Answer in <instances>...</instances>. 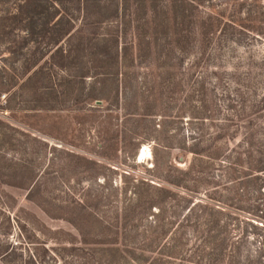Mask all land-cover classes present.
<instances>
[{
    "label": "rangeland",
    "instance_id": "obj_1",
    "mask_svg": "<svg viewBox=\"0 0 264 264\" xmlns=\"http://www.w3.org/2000/svg\"><path fill=\"white\" fill-rule=\"evenodd\" d=\"M126 1L119 0L114 13L115 0L87 11L73 0L74 36L58 44L25 45L23 27L15 29V44L11 36L0 37V252L15 247V263L30 255L40 264L205 263L197 257L203 256L200 223L178 208L157 217L147 186L137 185L158 184L168 160L186 169L193 159L200 191L194 202L222 187L220 179L243 176L247 182L259 174L238 185L232 205L242 210L233 211V227L246 218L261 224L252 214L264 205V171L255 169L264 159V0H205L197 10L161 0L170 2L172 18L162 12L150 18V3ZM223 11L241 26L228 27L220 43L212 39L205 58L195 59L202 46L197 14ZM61 55L79 61L51 68L57 90L66 72H78L80 60L89 57L118 56L121 72L76 80L74 93L44 109L32 102L34 86L27 79L33 70L17 58L54 57L58 65ZM81 89L107 101H85ZM179 110L185 121L176 118ZM142 113L153 117L140 121L135 115ZM164 113L170 116L162 118ZM182 141L191 143L192 153L157 147ZM144 147L149 155L140 160ZM209 154L216 161L202 158ZM237 232L231 230V240ZM54 253L60 260L52 263Z\"/></svg>",
    "mask_w": 264,
    "mask_h": 264
},
{
    "label": "trees",
    "instance_id": "obj_2",
    "mask_svg": "<svg viewBox=\"0 0 264 264\" xmlns=\"http://www.w3.org/2000/svg\"><path fill=\"white\" fill-rule=\"evenodd\" d=\"M72 1L73 0H14L12 2V0H0V7H2V14L0 15V37L11 36L13 38L14 36L15 38V29L23 27L27 33L24 41L25 45L30 41L40 43L42 40H49V43L58 44L62 40L70 39L72 38L71 36H74V32L72 31L75 24V18L70 15V4ZM78 1L86 11L90 10V7H100V3L102 2V0H93V2H91V0ZM115 1V10L114 8L112 10L114 13H118L120 4L119 0ZM121 1L127 2L126 0ZM144 1L150 3L151 6V9L149 8L148 17L152 13L150 18H156V16L162 12L163 15L172 18L169 7V1L171 0L166 1L163 5L159 4L161 0H137L140 5H143ZM179 1L193 6L195 10L205 6V0ZM11 2L14 6L10 5ZM111 4L114 6V3ZM209 8L212 9L210 10L212 12H218L215 10L214 4H211ZM186 13L182 12V17L187 16ZM214 15L207 14L203 16L197 14L199 26L196 27V35L201 38L202 46L199 48L195 59L205 58L209 46L212 42H215L212 39L217 38L216 42L220 43L228 27L235 29V27L241 26L235 20L227 19L224 11ZM189 17L191 16L189 15ZM178 32L181 35L179 29ZM14 38L12 43L15 44ZM181 38V43L184 42L188 45L187 43L189 40L182 35ZM113 46L117 47V49L119 48L117 40L113 43ZM108 48L107 46L105 50L108 51ZM180 48H182L181 51H183L182 44H180ZM53 58L54 57L48 59L37 58L35 56L31 58H17L18 62H20V66L23 65L26 70H33L32 72H28L30 74L27 79V81L34 86L32 102L37 105H42L44 109H53L54 105H56L54 102L57 101L58 98L74 93L76 85H78L76 80H80V84H84L88 77H108L110 74H113L112 71L115 73L121 72V70H119L121 65L118 56L109 57L97 55L91 58L89 57L80 60L82 68L78 70V72H66L60 89L57 90L56 88L58 86L56 84L52 85L53 71L51 68L56 66L64 68L67 66H75L79 61V57H65L61 55L62 60H60L58 65L52 63ZM93 70L97 71L96 74L93 73ZM105 81L106 79L102 82L105 83ZM39 83H41V85H39ZM95 83L101 84V81L96 80ZM84 92L85 90L83 89L82 91L81 89L80 96H85V101H107V99L102 98V96L98 98L94 93L89 94L87 92L88 94H84ZM151 115L152 114L149 113H142L139 116L136 114L135 117L139 118L140 121H145L147 120V116L153 117ZM160 116L162 118H168L170 115L164 113L160 114ZM176 118L184 120L181 110H179ZM168 138L169 136H166L164 139L167 141ZM205 142H207V140H205ZM193 143L194 141L192 144ZM201 143H203V140H201L199 144ZM180 145L181 146H176L175 144H170V142H159L157 147L162 150H183L187 155L189 154L188 152H193L190 146L191 143L188 141L184 143L182 141ZM206 147H208V145ZM216 150L217 146H213L212 151L214 155ZM194 153L193 155H196V157L200 155L199 152L194 151ZM202 158L213 161L217 159L215 156L212 158L210 154L202 156ZM219 161L220 163L223 162L222 160ZM187 163L188 162H186V165ZM194 165L195 163H193L192 159L190 163H188L187 168L182 169L179 168L175 162L168 160L164 162V166L162 167L164 168V176L159 180L160 182L158 184L145 183L144 181L137 182L138 186H147V201L149 203V208L156 207L159 210L157 213V217L159 218H165L169 212L174 213L176 208L181 210L180 212L187 210V217L190 219L194 217L195 221L200 223L198 231L201 233L203 245L201 244V250L199 252L203 256L197 257H200L198 258L200 261H205V263L202 264H264V205L262 206V204L258 203L257 213L252 214L253 218L260 220L261 224L246 218V220L240 221L235 227H233V217L235 216L233 213L237 210H242L232 205L233 199L238 193L236 191H239L240 188L238 185L257 180L260 175L257 174L253 179L247 182H245L247 178H242L243 176L235 177L225 182L223 179H220L221 183L219 185H223L222 187L215 186V188H211V190H209L210 194L204 196V200L194 202L193 195L200 193L199 190H196L198 189V180L195 178L197 172L193 168ZM235 165L236 164L233 162H229L227 166L235 167ZM255 169L257 172L264 171L263 158H261L258 167ZM179 174L182 175V178L180 182L177 183L176 181ZM187 176L189 179H185ZM191 180L195 181L197 185L191 186ZM232 188H235V190ZM199 189L202 190L201 187H199ZM205 191L208 192L206 189ZM223 219L228 221L223 223ZM233 228L238 231L237 234L234 235L237 238L235 240H231L230 238V233ZM249 240L257 244V248L253 251L251 249V243H248ZM16 252L15 247H7L5 251L0 252V264L41 263V260L39 261L34 255H30V258L26 260V262H23L25 260H21L19 263H15L13 257H16L18 253ZM53 255L51 260L52 263L60 260L57 254L54 253ZM61 264H66V261H62Z\"/></svg>",
    "mask_w": 264,
    "mask_h": 264
},
{
    "label": "bare ground",
    "instance_id": "obj_3",
    "mask_svg": "<svg viewBox=\"0 0 264 264\" xmlns=\"http://www.w3.org/2000/svg\"><path fill=\"white\" fill-rule=\"evenodd\" d=\"M147 155H149V149L144 147L142 151H140V160L144 159Z\"/></svg>",
    "mask_w": 264,
    "mask_h": 264
}]
</instances>
